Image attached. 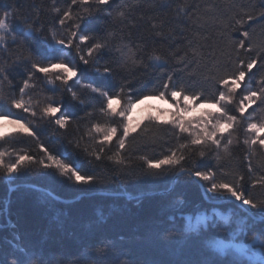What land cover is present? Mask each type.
Instances as JSON below:
<instances>
[{
  "label": "snow or ice",
  "instance_id": "1",
  "mask_svg": "<svg viewBox=\"0 0 264 264\" xmlns=\"http://www.w3.org/2000/svg\"><path fill=\"white\" fill-rule=\"evenodd\" d=\"M64 2L66 7H59L60 0H51L49 11L53 15V23L50 26L39 23L38 11L31 18L22 20L21 26H18L15 23L16 13L11 8H0V182L6 183L9 194L12 191L11 185L22 175L40 171L41 168H54L59 177L74 181L78 185L90 186L97 183L94 175L70 166L39 144V130L33 121L38 119L43 123H54L57 129L68 128L71 117L63 110V101L54 98L57 92L62 95L70 94L72 101L83 107H88L93 100L99 99V108L85 114L91 120L98 111L104 118L103 122H92L84 133V136L97 145L91 151L85 147L83 152L86 155L101 160L115 147L113 156L108 159L122 164L130 139L143 134L146 141L155 142L158 137L148 134L164 131L175 139L176 146L167 149L162 158L141 155V177L154 179L162 174L187 176L190 180L199 182L206 194H210L207 200L211 203L207 206L203 203L199 206H188L183 201H177L175 211L180 213V217L175 218L174 213L173 221L164 230L165 238L173 239L179 234L181 237L191 235L199 240L201 246L208 250V254L214 256V259L204 261L203 264H264V197L252 196L246 188L245 175H236L233 181H228L224 176L229 173L222 172L218 179L214 168L206 167L201 170L195 161V157L204 159L214 153L217 166L222 167L219 162L232 156L233 135L241 130L244 134L242 143L248 146L250 154L245 156L248 160L247 175L255 171L251 156L257 151L264 153V119L255 120V109L245 115L246 108L252 105L257 108L264 106V86L253 88L251 80L255 75L254 68L264 70V40L254 46L252 33L245 28L249 22L264 21V4L260 5L262 10L256 15L245 11L241 5L240 11L230 16L222 15L217 21L223 29L220 35L227 41L226 47L231 50L228 57L232 68L229 70L224 67L221 70L223 61L220 56L224 55V51L216 47L209 46L211 51L207 56H198L193 51V59H189L187 51L181 55L178 48L173 49L169 45L170 51L165 56L156 46V37L174 42L175 28L169 26L165 34L163 29L169 22L163 18H159V23L154 18H149L154 33L151 46L144 38H136L132 30L137 28L138 20L145 18L143 13L139 17L133 15L141 7V0H121L115 9L112 5L116 0ZM148 2L151 8L159 9L161 13L166 14L168 9H172V3L156 4L155 0ZM190 7L183 0H175V8L172 9L175 20L179 21L181 14L187 16ZM228 7L231 9L234 5L229 4ZM107 19L126 22L127 34L124 28L120 29L119 36L103 26L89 28L93 21ZM92 32L102 34H90ZM233 32H238L241 38L233 39ZM20 37H23L20 40L23 50L19 53L10 52L11 46L17 44ZM204 39L207 40L208 37L205 36ZM114 42V48L110 47ZM187 42L191 44V41ZM73 49L75 57L72 55ZM105 49L119 55L121 68H143L145 71L149 68L160 69L158 84L145 93L143 90L134 89L127 81L120 84L108 82L107 78L113 75V67L108 62L103 65L95 63ZM233 53L235 59L232 58ZM242 55L246 58H241ZM202 60L211 64L207 74L198 73ZM170 61H174V64L170 65ZM81 64L86 68L91 67L105 80L98 86H93L94 82L80 84L82 89H87L90 93L88 99L83 98L78 91H73L70 84L80 82L83 72ZM21 65L25 70L22 84L13 85L10 76ZM169 68L171 70L165 71ZM246 77L247 87L242 89ZM209 82L212 90L206 94L205 85ZM257 85H264V71L261 72ZM13 87H18V93L11 91ZM238 90L245 91V94L241 96ZM44 92L53 95H42ZM149 96L166 102L170 100L171 108H156L148 112L143 123L134 124L130 118L131 110ZM113 100L116 101V107L113 106ZM201 104L211 105L215 111H202L198 116L189 115L190 110L199 109ZM13 109L17 111L14 112ZM234 113H239V117ZM6 125L12 126L10 132L3 130ZM24 137L37 140L43 157L37 159L30 152L3 149V142L11 146L23 143ZM82 139L83 136L75 142L70 140L69 144L79 149ZM236 142L240 143L239 135L236 136ZM33 165H39L40 168L33 169ZM257 185L264 187V176L252 180L251 186ZM45 198L56 199L51 192L46 193ZM217 202L231 207L232 216L218 217L217 214H209V208H215ZM257 215L260 216L259 222L255 219ZM16 246L21 247L19 241ZM23 248V251H10L9 255L13 258H0V264H54L53 261H46L27 245ZM109 251H114V248L105 241L88 248L94 264H104L103 258ZM114 264H130V259H120L117 256Z\"/></svg>",
  "mask_w": 264,
  "mask_h": 264
},
{
  "label": "trees",
  "instance_id": "2",
  "mask_svg": "<svg viewBox=\"0 0 264 264\" xmlns=\"http://www.w3.org/2000/svg\"><path fill=\"white\" fill-rule=\"evenodd\" d=\"M70 3V0H67ZM121 0H116L112 5L115 9ZM190 5L188 15L181 14L180 20H175V0H155L156 4L172 3V9L167 13H161L159 9H153L148 0H141V7L136 9L133 15L139 17L144 14L143 20H138L137 28L133 29L136 38H144L152 45L154 35L151 29L150 17L159 23V18L169 22L163 31L167 34L169 26L175 28V41L164 40L156 37V46L167 56L171 48L180 50L183 55L188 52V58L193 59V51L207 56L212 47L222 49L224 55L220 56L223 61L221 70L224 67L231 70L232 64L229 62L228 53L231 51L226 47L227 41L220 35L223 30L222 25L217 21L222 15L230 16L243 9L258 14L262 9L260 5L264 0H183ZM51 0H0V8H11L15 13V23L18 26L25 18H31L37 11L39 12V23L50 26L53 23V15L49 11ZM229 4L234 5L229 8ZM59 7H66L64 0H60ZM198 18V19H197ZM126 23V22H125ZM125 23L114 19L93 21L89 25L90 29L101 26L108 31H115L119 36L120 29L124 28L125 34L128 29ZM245 28L252 33V42L255 46L260 40H264V21L259 23L249 22ZM183 29V31H181ZM90 34L101 35L102 33L92 32ZM208 39L205 40L204 37ZM233 39H240L238 32L232 33ZM20 37L17 44L12 45L10 52L19 53L23 50L20 44ZM187 41H191L189 45ZM115 42L110 47L114 48ZM35 47V42H33ZM219 54V52H218ZM75 57V49L72 50ZM255 55V53H253ZM235 59V54H232ZM241 58H246L242 55ZM78 60V57L76 58ZM108 62L114 69L113 75L108 77L110 83L120 84L125 81L131 83L134 89L143 90L147 93L157 84V77L160 69L149 68L145 71L140 69H124L119 66V55L114 51L105 49L104 53L96 59L95 63L103 65ZM238 63V61H237ZM174 61H170V65ZM82 78L79 83H73V91H78L83 98L88 99L90 93L87 89H82L80 84L94 82L93 86H98L105 82L101 74L95 73L91 67L86 68L80 65ZM211 64L201 61L199 74H207ZM165 69V71H169ZM261 70L254 68V76L251 77L252 87L257 88L264 85H257L261 78ZM25 74L21 65L10 76L13 85L22 84ZM38 76L40 74H37ZM185 76L186 74H179ZM247 79L242 84V89L247 87ZM206 94L211 92V83L205 85ZM12 92L18 93V87H13ZM241 96L245 91L238 90ZM44 95H53L44 92ZM152 97V96H149ZM54 98L64 103V111L71 117V123L66 130L57 129L54 123H43L44 133L38 135L39 144H42L54 155L70 166L80 169L83 173L94 175L97 183L93 185H78L74 181H68L59 177L55 169H40L22 175L15 184L16 187L8 195V186L5 182H0V258L11 260L10 251H23L24 245L39 253L46 261H53L54 264H94V259L89 256L88 248L98 242L105 241L113 246L114 251H109L103 258L104 264H114L117 256L120 259H130V264H203L204 261L214 259L208 254V250L201 246L199 240L191 235L181 237L179 234L173 239L165 238L164 230L169 227L175 218L180 217V213L175 211L177 201H183L186 205L199 206L209 205L204 199L201 188L197 181L190 180L187 176L177 177L173 185L170 182L173 175H161L158 178H142L143 161L141 155L162 158L167 149L175 147L176 141L164 131H153L148 135H155L158 139L155 142L146 141L141 136L129 140V147L124 152V163L116 164L114 160H109L113 156L115 147L108 151L104 158L96 160L95 156H88L83 152L87 147L89 151L97 145L92 139L84 136L92 122L100 120L103 122L98 111L89 120L85 114L88 111L98 109L101 101L93 100L88 107H83L72 101L70 94L60 92L55 93ZM238 105L239 97L236 98ZM235 107V105L233 106ZM264 108V106H262ZM256 105L246 108L245 115L252 113L255 109V120L264 119V110ZM13 111H17L13 109ZM239 117V113H234ZM83 117V119H81ZM246 123L244 127L246 128ZM239 135L240 143L237 144L236 136ZM83 136L80 148H74L69 141L75 142ZM97 139L99 137L97 136ZM243 130L233 135L232 156L226 161H218L215 154L207 155L204 159L195 157L196 166L201 170L214 168L217 178H221L222 172L229 175L224 179L233 181L236 175H245L246 188L254 198L264 197V187L251 186L254 179L264 176V153L257 151L251 156L255 171L247 175L248 160L245 159L248 153V146L243 145ZM259 149V146H256ZM3 148L7 151L23 150L30 152L37 159L43 157V152L38 147V142L30 137H24L23 143H16L11 146L3 142ZM191 161H189V165ZM40 168L33 165V169ZM23 183L47 189L53 194L64 198L72 199L70 202L60 200H49L45 198V192L40 189L20 186ZM11 185V186H12ZM170 187V188H169ZM206 193V192H205ZM125 194H141V196L126 197ZM210 194H206L208 197ZM6 208V210H4ZM215 208L229 210L231 207L222 203L216 204ZM212 208H209V210ZM255 211V210H253ZM259 216V215H257ZM9 221V222H8ZM259 222V221H257ZM15 237V240H13ZM21 244L17 248L16 242Z\"/></svg>",
  "mask_w": 264,
  "mask_h": 264
},
{
  "label": "rangeland",
  "instance_id": "3",
  "mask_svg": "<svg viewBox=\"0 0 264 264\" xmlns=\"http://www.w3.org/2000/svg\"><path fill=\"white\" fill-rule=\"evenodd\" d=\"M36 91L38 92L39 88ZM42 95H44V93ZM113 106L114 107L117 106L115 100H113ZM156 108L170 109L171 108V101L169 100V101L166 102V101H163V100H159V99L155 98L154 96L149 97L148 99L144 100L142 103L136 104V106L131 110L130 118H131V120H132V122L134 124L135 123H143L144 122V118L148 114V112L154 111ZM202 111H215V109L211 105L201 104L199 109L190 110L189 115L198 116V115H200V113ZM23 115H27V114H23ZM33 123L36 125L37 129L39 130L38 135L40 136V134H43L44 133L43 122H41V121H39L37 119V120H34ZM11 128H12L11 125H6L3 130L6 131V132H10ZM0 150H2V149H0ZM30 185H33V184L23 183L20 186L31 187ZM39 188H40L41 191H43L45 193H48L47 189H43L41 187H39ZM8 198H9V192H8V195H7V199ZM62 199H64V198H62ZM55 200H57V199H55ZM69 201H72V200H69ZM63 202H66V201H63ZM4 210H6V208H4ZM209 214H217L218 217L219 216L231 217L232 214H233V209L220 210L218 208H212V209L209 210Z\"/></svg>",
  "mask_w": 264,
  "mask_h": 264
},
{
  "label": "water",
  "instance_id": "4",
  "mask_svg": "<svg viewBox=\"0 0 264 264\" xmlns=\"http://www.w3.org/2000/svg\"><path fill=\"white\" fill-rule=\"evenodd\" d=\"M176 178L177 177H175V176H173V178H172V180H171V182H170V187L173 185V183L175 182V180H176ZM198 184H199V182H198ZM31 187H33V188H37V189H40L38 186H34V185H30ZM16 187V185H12L11 186V189L13 190L14 188ZM169 187V188H170ZM201 188V187H200ZM201 191H202V194H203V196H204V199L206 200V201H208L207 200V196H206V193H205V190L204 189H202L201 188ZM47 192H50L49 190H47ZM52 193V192H51ZM55 197H56V199L57 200H61V201H66V202H70L69 200H72V199H62V198H60V197H58V196H56L55 194H53ZM126 195V197H137V196H141V194H136V195H131V194H125ZM209 202V201H208ZM219 203H221V202H217V204H219ZM256 221H260V216H256ZM9 222V221H8Z\"/></svg>",
  "mask_w": 264,
  "mask_h": 264
}]
</instances>
